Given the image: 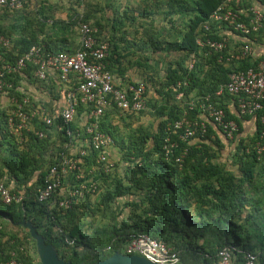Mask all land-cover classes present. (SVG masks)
I'll list each match as a JSON object with an SVG mask.
<instances>
[{"label":"trees","instance_id":"trees-1","mask_svg":"<svg viewBox=\"0 0 264 264\" xmlns=\"http://www.w3.org/2000/svg\"><path fill=\"white\" fill-rule=\"evenodd\" d=\"M65 2L67 14L64 20L45 17L40 11L38 15L31 16L34 7L29 6V2L20 10L0 8V36L10 42L8 48L0 46V57L5 62L14 63L32 46L43 47L51 53L65 52L62 48L51 49L47 42L26 38L29 34L26 23L19 21L34 22L42 28L45 27L44 21L51 20L49 29L52 33L79 37L77 22L73 19L78 5L83 4L84 20L90 23L89 18L92 17L88 13L96 2ZM224 2L137 0L136 16L127 10L123 14L113 11L116 14L110 26L113 30H122L119 28L124 22L140 26L121 32V39H115L116 34L107 39L109 55L104 63L109 71L116 70L115 76L112 75L118 88L134 83L125 78L124 70L136 69L146 86L148 99L145 110H116L121 125L113 126L107 111L100 118L99 131L113 137L112 151L119 155L118 159L114 157V167L108 171H105L104 163H97L100 151L90 147L91 137L85 133L89 121L87 116L94 109V104L79 105L75 119L68 125H64L60 117L46 125L37 115L29 120V129L21 130L19 137L11 134L7 127L8 108L0 107V179L11 194L23 198L22 203L8 206L0 202V261L41 264L35 241L28 230L18 224L25 218L33 223L46 243L54 246L53 238L66 249L68 252L59 258L73 264H95L114 252L124 253L125 245L138 233L164 242L180 264H217L218 253L225 247L251 253L257 257L256 264H264V150L258 153L256 149L264 101L260 112L238 119L237 99L233 95L224 93L218 101L214 97L220 85L228 81L230 73L254 67L258 60H264V28L240 38L237 34L235 37L233 31L226 35L236 54L243 47V42H251L253 47L261 48L258 56L254 55L253 49L252 57L258 59H244L238 65L225 60L218 63L217 55L208 54V50L199 48L196 41L207 37L220 40L218 30H225L224 25L215 24L211 16ZM253 6L264 10V0H242L239 8L246 11ZM110 7L112 9L111 4ZM151 17L155 19H149ZM148 19L152 23L160 21L167 25L166 34L164 30L162 33L155 29L154 24H147ZM205 23L210 26V33L204 31ZM176 24L180 25L178 29H175ZM91 25L100 37L102 30L98 21ZM140 30L144 42L130 45L125 41L124 48L121 40L135 36ZM173 53L172 60L165 58L164 66L154 67L155 57ZM191 53L196 54L197 63L194 70L188 72L185 64ZM34 71V65L27 63L24 70L7 74L2 93L19 101L27 98L26 113L35 107H43L45 115L55 117L57 111L45 107L41 99L38 101L31 93L28 94L25 85H33L41 91L47 97L44 101L48 100L50 105L65 95V87L58 79H53L55 75L50 72L45 82L36 80ZM120 79H125L124 85L119 84ZM186 80L187 86L182 89L184 100L192 96L200 101L212 96V101L224 111L226 120L236 122L238 131L233 142L223 139L221 129L210 123L205 136L202 138L198 134V141L194 144L180 141L177 134L167 136L168 127L182 117L184 106L175 99L178 94L176 86ZM227 105H231L230 110ZM197 113L198 108L189 112L188 117L193 120ZM146 115L155 123L154 127H145ZM242 123L249 126L243 128ZM67 129L70 135L66 134ZM37 132H41L43 137L39 138ZM167 137L177 144L168 158L163 150ZM187 147V155L181 164L177 163ZM80 150L86 152L80 160L84 177L76 179L79 172H72L64 179L63 186L72 188L84 182L94 187V192L86 189L88 193L84 198L72 202L69 208L59 206L64 196L58 190L51 199L38 201L37 193L42 188L48 167L62 157L78 159ZM213 150L229 151L230 166L218 163L211 154ZM36 217L41 219L43 226ZM41 227L45 229L44 233L40 231ZM242 262L238 255L236 263Z\"/></svg>","mask_w":264,"mask_h":264},{"label":"built area","instance_id":"built-area-1","mask_svg":"<svg viewBox=\"0 0 264 264\" xmlns=\"http://www.w3.org/2000/svg\"><path fill=\"white\" fill-rule=\"evenodd\" d=\"M29 0H0V8L7 10H20ZM242 0H225L224 4L218 7L217 11L211 16V19L217 24L222 23L224 28L239 34L240 37L249 36L258 33L264 28V12L256 7H249L246 11L240 9ZM83 4L78 5L77 14L74 20L77 22L78 30V48L73 52L59 51L51 53L43 47L32 46L27 52L22 54L14 63L5 62L0 57V107L8 108L7 127L9 132L16 137L21 135V130L29 129V120L40 115L46 125H51L54 118L60 117L64 125L72 123L75 119L79 105L94 104V109L87 116V125L85 133L91 138L90 147L100 151L97 163H104L105 171L114 167V157L112 146V137L105 132L99 131L100 118L107 109L117 108L125 112H139L146 108V86L144 83L126 84L122 88L116 87L111 71L107 69L104 60L109 55V44L107 41L97 37V30L90 23L84 20ZM206 32L210 31L207 24L204 25ZM223 31L220 40H214L209 37L197 40L199 48L208 50V54H216L217 62L225 60L233 63L250 56L253 51V43L243 42L244 45L236 54L233 44L229 43L226 35L230 32ZM236 37V36H235ZM10 42L0 36V46L9 47ZM34 65V77L38 81L45 82L47 73L54 74L59 83L65 87V95L61 99V105L56 109L54 105H45L53 107L57 111V116L50 117L45 115L43 107H35L29 113H26L25 107L29 103L27 98L21 101L15 98H8L2 93L6 87L4 78L7 74L20 72L26 68V64ZM197 63L195 53L188 55L186 66L188 72L194 70ZM187 86V80L178 82L176 88L178 94L175 99L185 106L182 117L168 127L167 132L170 136L177 134L180 141H186L191 138L196 129L200 128L202 132L206 130V124L210 120L219 127L226 135L228 140L232 141L238 131V126L234 120H226L224 111L212 101V96H206L198 99L191 97L184 100L182 89ZM224 93L233 95L237 99V116H254L263 108L264 101V60L257 61L256 67H249L247 70L239 73L229 74L228 81L217 89L214 97L218 101ZM229 105H227V108ZM198 108L197 120L191 121L188 117L189 112ZM92 120V121H90ZM17 121V123H16ZM259 141L256 144L257 152L264 150V113L260 116ZM180 132V134L178 133ZM70 130L66 134L70 135ZM172 133V134H171ZM39 138L43 137L41 132H37ZM263 145H262V143ZM177 144L170 142L169 137L164 141L163 150L166 158L172 155L174 147ZM186 151L176 160L181 164ZM79 158L73 159L62 157L59 161L48 167L44 177L42 188L37 193V199L40 202L49 200L54 193L61 192L64 196L59 206L69 208L72 202L83 199L85 193L90 189L94 192V187L87 186L82 182L72 188L63 186L64 179L72 172H79L76 179H82L84 173L80 167V160L86 155V152L80 150ZM112 160V161H111ZM22 196L11 194L0 179V202L5 205L12 203H22ZM124 255L139 256L156 264H180L176 255L170 248L161 241L151 238L145 233L134 235L124 248ZM1 255V253H0ZM242 258V264H256L257 257L251 253H245L234 247H225L218 253L217 264H235L237 256ZM0 264H18L15 260L0 261Z\"/></svg>","mask_w":264,"mask_h":264},{"label":"crops","instance_id":"crops-1","mask_svg":"<svg viewBox=\"0 0 264 264\" xmlns=\"http://www.w3.org/2000/svg\"><path fill=\"white\" fill-rule=\"evenodd\" d=\"M89 2H93L95 1L96 4H93L91 6V9L89 11V21L92 24L95 20L98 21L99 25L101 26V30L100 31V38L107 41V39L112 38L111 36H115V39H121V32H129L130 30L133 29H138L137 26H140L139 24H135V23H129V22H124V25L122 27H120L119 29H122L120 31H115L112 28H110V26L112 25V22L114 20V17H116V14L114 15L113 11L115 10L117 13L119 14H123L126 10L128 11L129 14L136 16L137 12L134 8H137V0H88ZM28 3V2H27ZM110 4L112 6V9L110 7ZM29 6L34 7V13L31 14V16L36 15L37 12H42L43 16L48 17L51 16L53 19L55 20H64L66 18V14H67V6H66V2L65 0H29ZM103 6L105 7L103 10L101 8H103ZM107 6V8H106ZM109 6V7H108ZM46 12V14H45ZM133 13V14H132ZM38 15V14H37ZM127 15V14H126ZM94 17V18H93ZM149 19L154 20L155 17H151ZM146 20L147 24H154L155 25V29L159 30L160 32L163 33L164 30V34H166V28H168L167 25H165L163 22L157 21L156 23H152L150 20ZM21 23H26V29H28L29 34L26 36V38H31L33 37L34 40H36L37 42H47L48 46H50V48H55L59 49L62 48L65 51H72L74 52L77 47H78V37L76 35L74 36H68L69 34H64L62 32L60 33H52L53 31H51L49 29L50 24L52 23L51 20H46L44 21V26H42V28H39V26L33 24L34 22H26L25 20H19ZM120 24V23H119ZM118 24V26H119ZM50 36H48V34H50ZM67 33V32H65ZM141 33L142 31H138L136 33L135 36H130V37H125L123 38V40H121L120 43H122V46L125 48L126 47V42L129 43L130 45H134L138 42H144V38L141 37ZM126 41V42H125ZM108 42V41H107ZM134 50H136V45L134 46ZM255 48L254 51V55L258 56L261 53V48H257V47H253V49ZM165 58L172 60L173 56H169V55H164V54H160V57H155V61H154V67H160L157 65H162L165 63ZM258 58V57H256ZM156 60H161V62L156 61ZM164 66V65H162ZM136 69H128V70H124V76L125 78L128 77L127 80H132V82L137 83V82H141V78L138 74L137 71H135ZM112 74L115 76V69H112ZM122 78V77H121ZM53 79H57L56 76L53 77ZM125 79H120L119 80V84L124 85ZM150 86V85H148ZM25 90L26 92L29 94L31 93V95L35 96L36 100H42L43 103H45L46 105H49L50 103L45 102L44 99L46 98L45 95H43L42 93H40L41 91L37 90V88H35L33 85H25ZM151 95H149L150 97ZM61 102H63V99H60L59 101H53L52 105H54V108H58L61 105ZM1 105V103H0ZM52 110L53 107H51ZM108 113L110 115L109 117V122L115 126L116 124L121 125V121L118 122L117 120V113H115L113 110H108ZM249 124L248 123H242V127L246 128L248 127ZM249 130V129H247ZM222 138L223 136L220 135ZM217 153L220 154V157H222L220 159V162L222 164H226L227 161L231 162V156H228V153L225 151H212L211 154L215 155L216 154V158ZM228 162V163H229ZM227 166H230L229 164H227Z\"/></svg>","mask_w":264,"mask_h":264},{"label":"water","instance_id":"water-1","mask_svg":"<svg viewBox=\"0 0 264 264\" xmlns=\"http://www.w3.org/2000/svg\"><path fill=\"white\" fill-rule=\"evenodd\" d=\"M28 230L30 237L35 241L36 253L41 264H73L59 258L56 248L48 244L45 238L37 231L36 227L29 220L21 219L18 223ZM95 264H156L139 256H127L122 253L114 252L109 258Z\"/></svg>","mask_w":264,"mask_h":264},{"label":"clouds","instance_id":"clouds-1","mask_svg":"<svg viewBox=\"0 0 264 264\" xmlns=\"http://www.w3.org/2000/svg\"><path fill=\"white\" fill-rule=\"evenodd\" d=\"M263 12H264V10L263 9H261ZM212 20V19H211ZM214 22V21H213ZM205 24H207L208 25V23H205ZM204 24V25H205ZM216 24V23H215ZM208 27H209V30H210V26L208 25ZM217 26L215 25V28L214 29H216L217 30ZM203 29H204V26H203ZM225 30H227V29H225ZM225 30H221V32H220V30H218V33H219V36L221 35V34H223V31H225ZM205 31V30H204ZM228 32H231L230 30H227ZM206 32V31H205ZM208 33H210V31H208ZM237 36L240 38V35L239 34H237ZM210 38V37H209ZM213 39V38H212ZM204 40V39H203ZM197 42V41H196ZM253 45H254V43H253ZM78 48V47H77ZM65 52H67V51H65ZM252 53H253V51H252ZM252 53H251V55L250 56H247L246 58H244V59H247V60H250V59H252V60H256V58H254V57H252ZM244 59H241V60H238V61H236V63H237V65L240 63V61H242V60H244ZM258 59V58H257ZM258 61H260V60H258ZM257 63V62H256ZM252 65V64H251ZM251 67H253V66H251ZM256 67V66H255ZM249 68V67H248ZM248 68H246V69H244V70H247ZM243 70V71H244ZM240 72V71H239ZM239 72H236V73H239ZM137 83H143V82H137ZM136 83V84H137ZM129 84V83H128ZM130 84H135V83H130ZM146 91H147V89H146ZM145 96H146V99L148 98V93H145ZM196 99V98H195ZM184 106V105H183ZM184 108H185V106H184ZM183 108V109H184ZM231 109V105H229V107H228V110H230ZM108 110H113L114 112L116 111V110H118L117 108H113V109H107L106 111L108 112ZM195 110V109H194ZM120 111H122V110H120ZM191 112H193V111H191ZM116 113V112H115ZM183 113V112H182ZM197 115H198V113H197ZM197 115H196V118H194L193 120L191 119V121H195V120H197ZM236 117L238 118V116H237V113H236ZM240 117H246V116H240ZM226 118V117H225ZM181 119V118H180ZM239 119V118H238ZM178 121V120H177ZM208 123H210V124H212V125H214L213 124V122L210 120L209 122H207V124ZM207 124H206V126H207ZM219 128V127H218ZM206 131H207V127H206V130L204 131V132H202V130L200 129V128H198V129H196L195 130V132H194V134H193V136L191 137V138H189L188 140H186V141H182V142H187V143H190V144H194V143H196L198 140H197V135L199 134L202 138L205 136V134H206ZM221 133L224 135V137H223V139L224 138H227L226 137V135L222 132V130H221ZM179 134H180V132H179ZM110 135V134H109ZM222 135V136H223ZM111 136V135H110ZM112 137V136H111ZM235 138V137H234ZM112 139H113V137H112ZM228 139V138H227ZM230 141V140H229ZM234 141V139L232 140V141H230V142H233ZM113 145H114V139H113ZM184 151H186V153H185V155H187V153H188V147L187 148H185L184 149ZM184 151H183V153H184ZM227 153H229V151L227 152ZM231 153H232V151H231ZM184 155V156H185ZM213 155V154H212ZM213 156H216V154L215 155H213ZM217 158H216V161L218 162V163H220V164H222L221 162H220V159L222 158V157H220V154L218 153L217 154ZM228 156H230V154H228ZM229 161H227V163L226 164H229L228 163ZM222 165H224V164H222ZM123 254V253H122ZM237 261V260H236ZM218 262V261H217ZM235 264H237V263H235Z\"/></svg>","mask_w":264,"mask_h":264},{"label":"rangeland","instance_id":"rangeland-1","mask_svg":"<svg viewBox=\"0 0 264 264\" xmlns=\"http://www.w3.org/2000/svg\"><path fill=\"white\" fill-rule=\"evenodd\" d=\"M180 27V25H178V24H176V26H175V29H178ZM171 56H175V54L173 53V54H170ZM47 99V97L45 98V100ZM46 102H48V100L46 101ZM139 115V114H138ZM148 116L146 115L145 116V120L146 121H143L144 122V124L146 123V125H145V127L146 128H149V127H151V125L154 127L155 126V123H152V120L151 119H149V117L147 118ZM113 156H117L116 158L118 159V154H116L114 151H113ZM116 159V160H117ZM36 220L43 226V224H42V221H41V219L39 218V217H36ZM40 231L41 232H45V229L43 228V227H41L40 228ZM51 242L54 244V246L57 248V251H58V256L59 257H61V255H62V253H66V252H68V251H66V249H63L62 247H61V245L56 241V240H54L53 238H52V240H51Z\"/></svg>","mask_w":264,"mask_h":264}]
</instances>
